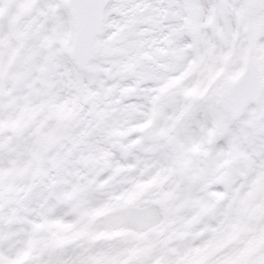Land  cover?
Returning <instances> with one entry per match:
<instances>
[{
	"label": "snow or ice",
	"instance_id": "obj_1",
	"mask_svg": "<svg viewBox=\"0 0 264 264\" xmlns=\"http://www.w3.org/2000/svg\"><path fill=\"white\" fill-rule=\"evenodd\" d=\"M0 264H264V0H0Z\"/></svg>",
	"mask_w": 264,
	"mask_h": 264
}]
</instances>
